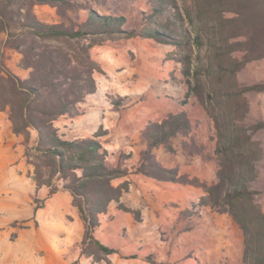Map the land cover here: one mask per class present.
Instances as JSON below:
<instances>
[{"label":"trees","instance_id":"obj_1","mask_svg":"<svg viewBox=\"0 0 264 264\" xmlns=\"http://www.w3.org/2000/svg\"><path fill=\"white\" fill-rule=\"evenodd\" d=\"M36 4L56 7L59 14L75 10L71 0H0V36L5 34L3 42L0 38V110L7 113L12 131L25 136V144H30L31 130L36 131L29 157L50 168L45 179L34 164L37 185L50 186L52 193L57 189L52 179L57 177L72 193L85 221L81 253L98 261L102 257L97 251L104 256L118 252L95 239L93 232L99 215L127 190L126 182L119 186L111 182L127 169L106 162L108 151L95 138L99 133L64 139L54 121L78 115L79 103L95 92L94 72L101 69L91 56L93 46L114 36H141L177 49L187 85L185 99L194 95L214 124L217 170L215 182L207 185L157 160L154 148L175 152L172 138L191 127L187 113L179 111L146 126V148L134 172L202 187L204 195L196 205L228 213L242 232L243 262L264 264V212L256 199L259 191L252 187L263 153L253 135L264 128V121L245 120L249 111L245 93L264 91V80L241 84L236 78L247 63L264 58V0H152L138 33L123 28L124 16L93 8L81 23L71 19V25L45 23L33 12ZM4 48L21 54L20 66L28 71L27 77L5 64ZM118 207L137 216L122 203Z\"/></svg>","mask_w":264,"mask_h":264},{"label":"crops","instance_id":"obj_2","mask_svg":"<svg viewBox=\"0 0 264 264\" xmlns=\"http://www.w3.org/2000/svg\"><path fill=\"white\" fill-rule=\"evenodd\" d=\"M23 71L28 75L27 70ZM166 96L168 94L93 93L79 103L78 115L60 117L54 121L59 135L68 140L94 137L101 129V134L95 138L108 151L106 162L111 166L120 164L127 169L126 174L111 181L114 186L126 182L127 190L122 193L119 201H112L107 211L99 215L100 223L93 232L95 239L118 251L106 255L113 264H149L147 256L155 248L157 230L169 225L174 214L191 207L192 203L204 195V190L199 186L159 181L134 172L139 152L146 147L141 140L140 129L147 123L148 117L159 114L147 100L158 101L164 107L162 109L166 111L165 114H168L171 109L167 106L169 103ZM112 97H120L123 101L115 107ZM261 99V111L264 114V94ZM251 110L252 105L249 114ZM262 131L264 129L259 130ZM35 137L36 131L31 130L30 140L33 141ZM24 141L22 134L17 135L12 131L7 113L0 110V210L5 212L3 220L8 222L15 218L33 217L35 225L19 233V248L43 249L49 258L56 260L54 264H64V259L75 257L83 259V264H99L91 262L92 255L81 253L85 221L74 203L72 193L63 188V180L57 177L52 179V185L57 187L52 193L50 186L37 185L32 172L26 170L23 162ZM262 148L261 162L264 163V142ZM121 153L129 157L121 159ZM153 153L162 166L179 167V170L188 172L185 165L187 159L181 151L169 154L160 148ZM189 159L199 170V158L192 159L189 155ZM215 169L216 166L214 172ZM192 174L201 177V169L200 174L195 170ZM119 203L137 211V216L120 209ZM200 208L204 218L214 219L219 228L227 229L228 224L234 226V220L228 213H217L209 206ZM4 250L6 259L15 257L11 248L5 247ZM121 255L133 257L125 258Z\"/></svg>","mask_w":264,"mask_h":264},{"label":"rangeland","instance_id":"obj_3","mask_svg":"<svg viewBox=\"0 0 264 264\" xmlns=\"http://www.w3.org/2000/svg\"><path fill=\"white\" fill-rule=\"evenodd\" d=\"M71 1L75 3V10H70L64 14H59L56 7L47 4H36L33 7V12L37 19L42 22L49 24L63 22L66 25H71L70 19L74 23H81L86 17L88 8H93L102 14L124 16L126 23L123 28L138 33L143 27V22H145V17L148 16L152 4V0ZM0 38L3 42L5 34H1ZM3 52L5 64L21 77H27V73L20 66L21 54L9 48H4ZM90 53L101 69L100 72H94L96 80L94 94H168L166 96L169 103L167 106L171 109L168 114L179 111L187 113L191 127L186 134H178L172 138L175 152L167 151L163 146H158L153 151L161 148L169 154H175L179 150L187 159L185 165L188 170V172H183L179 170V167H176L180 174L191 179L196 178L207 185L215 182L217 162L213 154L215 145L214 124L194 95H191L187 100L185 99L187 85L182 74V65L177 61L179 56L177 49L152 38L121 35L111 37V39L93 46ZM236 78L241 84H252L264 80V58L247 63L237 73ZM262 94L264 91L245 93L249 107L252 105L251 113L249 114L248 111L246 115V123L264 121V114L261 111L263 110ZM184 100H186L185 103H183ZM111 101L116 107L122 103L123 99L112 97ZM147 101L153 109H157L159 114L148 117L147 123L140 129L141 140L145 142V145L144 130L146 126L152 122H160L168 115L165 114L166 111L162 109L164 107L162 105L161 107L158 101L153 99ZM259 130L254 133L253 138L259 139L258 141L262 146L264 131L261 133ZM97 132L101 134L102 130L99 129ZM23 137L25 139L24 135ZM29 143L31 144L32 140H29ZM29 145H24L23 162H25L26 170L32 172L33 177L34 164H36L39 166V172L44 173V178L47 179L50 168L43 165L41 160L29 157L31 154V151L28 150ZM145 148L140 150V156L141 151ZM189 155L192 159L194 157L199 158L200 164L198 166L201 169V177L192 174L194 170L200 174V169L195 168L190 162ZM119 156L121 159L129 157L126 153H121ZM214 166H216L215 172L213 171ZM190 168L195 169L191 170ZM252 187L259 191L256 199L262 209L264 205V163L261 160L258 164V179L252 184ZM197 202L174 214L169 225L166 224L157 230L155 248L147 256L149 264H245L242 259L243 236L239 226L234 221L233 227L228 224L227 229L219 228L214 219L204 218V213H200L201 208L196 205ZM4 215L5 212L0 210V264L55 263L56 260L49 258L43 249L29 248L25 250V248H19L17 237L19 233L23 232V229L35 226L33 217L15 218L5 222L3 220ZM5 247L14 251V258L6 259L4 257ZM92 250L94 251V248ZM96 255L102 258L96 261L92 256V263L113 264L102 253L97 251ZM64 260V264H83V259L79 257Z\"/></svg>","mask_w":264,"mask_h":264}]
</instances>
